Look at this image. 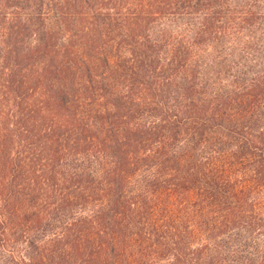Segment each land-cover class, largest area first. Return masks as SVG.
Masks as SVG:
<instances>
[{
    "label": "trees",
    "instance_id": "1",
    "mask_svg": "<svg viewBox=\"0 0 264 264\" xmlns=\"http://www.w3.org/2000/svg\"><path fill=\"white\" fill-rule=\"evenodd\" d=\"M167 19L189 22L153 39ZM202 46L226 78L199 81ZM0 52L15 264H264V0H0Z\"/></svg>",
    "mask_w": 264,
    "mask_h": 264
},
{
    "label": "rangeland",
    "instance_id": "2",
    "mask_svg": "<svg viewBox=\"0 0 264 264\" xmlns=\"http://www.w3.org/2000/svg\"><path fill=\"white\" fill-rule=\"evenodd\" d=\"M48 3H49V0H48ZM22 18L25 19L24 17ZM187 22H189L187 19H184V20L167 19L161 22H157L154 25L150 26L149 35H151L153 39L160 41L163 38V36L167 34L168 32H172V33L182 32V30L185 29L183 24ZM45 24L47 27H50L52 24V21L51 20L45 21ZM35 36L36 37L34 38L32 37L33 38L32 41H28L26 43V46L33 44V42L37 40L38 36L37 35ZM195 50H196L197 55H196V58H194L193 61L190 63V65L193 66L192 68L194 70V73L196 72L200 73L201 76H199V81L201 80V77H202L203 83L210 84L211 82H214L216 78L218 77L219 78H221V76L222 77L225 76V78L227 77V73L226 75H224L223 71L220 73V75L216 77L217 68H219L217 64L222 61V59L220 58L222 56L221 55L222 53L220 50L218 49L216 50V48L213 49V47L211 46H202V47H199L198 49L196 48ZM223 84L225 83L223 82ZM209 92H210V89H209ZM83 215H84L83 212H81L80 210H76V211H71L69 213H64L57 220L48 222L45 228V231H43L40 234L35 235L32 241L29 242L30 245L28 243V245L20 246L22 250V253H21L22 257L33 256L35 254L34 247L36 245H39L40 242H43L45 240L52 238V236H54L55 234H59L63 230L66 224L70 223L72 220H75ZM31 243H33V246H31ZM216 244L220 247L217 248L216 246L213 245L212 246L213 249L216 251V253L223 254L224 256H228L229 255L228 252L231 250H238V246L235 243V239L233 237H228V238L223 237L219 239L218 241H216ZM172 259L173 257L169 256L167 259L158 261L155 264H170ZM17 261H18L17 257L13 258V256L9 255L6 252H1L0 250V264H15Z\"/></svg>",
    "mask_w": 264,
    "mask_h": 264
}]
</instances>
